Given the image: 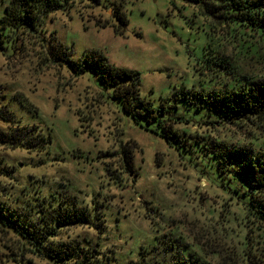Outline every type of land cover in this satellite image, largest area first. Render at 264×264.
<instances>
[{"label": "rangeland", "instance_id": "rangeland-1", "mask_svg": "<svg viewBox=\"0 0 264 264\" xmlns=\"http://www.w3.org/2000/svg\"><path fill=\"white\" fill-rule=\"evenodd\" d=\"M10 1L0 0V18ZM117 8L128 21L119 32ZM211 20L188 0H74L47 17V40L53 34L75 60L95 50L137 72L140 98L152 103L158 119L126 113L101 70L76 75L51 64L37 39L18 42L16 50L0 44V111L8 108L21 125L51 135L42 152L0 145L8 171L0 175V201L56 204L60 196L76 197L93 209L98 226H72L61 237L88 241L119 263L137 261L142 248L181 244L195 247L210 264H262L264 226L246 215L245 199L218 175L199 139L260 143L264 124H213L217 114L192 94L223 88L233 68L264 77V43L256 45L258 54L244 53L234 27L214 28ZM212 41L229 70L213 65ZM182 90L188 91L184 98ZM17 95L33 107L21 105ZM175 118L182 136L168 141L159 120ZM10 125L0 114V130ZM0 264L56 263L0 231Z\"/></svg>", "mask_w": 264, "mask_h": 264}, {"label": "trees", "instance_id": "trees-1", "mask_svg": "<svg viewBox=\"0 0 264 264\" xmlns=\"http://www.w3.org/2000/svg\"><path fill=\"white\" fill-rule=\"evenodd\" d=\"M198 7V13L211 20V25L233 26L235 34L239 33L244 53L258 54L261 43H264V0H188ZM74 0H11L5 7V13L0 18V44L11 43L14 50L17 43L29 44V40H39L44 47L45 58L51 64L63 68L67 66L73 74L89 70H101L103 82L113 89L115 99L121 101L123 110L136 116L149 114L158 119L156 109L150 101H145L139 95V76L134 70L116 67L109 63L103 53L95 50L87 51L83 59L75 60L72 52L55 40L52 34L46 38L44 25L47 17L70 8ZM115 16L120 26L116 32L128 21L119 8ZM106 26V25H105ZM215 43L211 42L208 51L214 53L221 69H227L229 62L223 64ZM256 45L258 46L256 48ZM208 60V59H207ZM206 62L208 68L213 66ZM212 66V68H211ZM220 72V71H219ZM231 78L223 88H212L203 95L194 93V97L201 99L202 106L209 112L216 113L214 123L251 122L264 124V77L254 72L244 70L229 71ZM182 93V94H181ZM179 97L188 94L182 90ZM191 95V94H189ZM184 98V97H182ZM16 99L21 105L32 108L23 95ZM186 99V98H185ZM187 103H190L186 99ZM2 117L11 123L6 130H0V145L14 149L24 148L30 151L42 152L51 143V135L45 134L38 126L21 125L15 119L10 109L0 111ZM180 118L159 120L162 128L161 136L168 141L172 136L181 138V133L174 125L181 123ZM206 148L204 154L212 159L220 177L235 186L238 197H243L246 215L253 218L259 226H264V139L260 143L243 145L229 144L221 139L210 137L204 140ZM198 140V141H199ZM200 142V141H199ZM130 168L131 161H127ZM4 164L0 160V175L7 176ZM0 191H2L0 187ZM57 203L53 200H29L15 205L8 201H0V231L11 233L27 252L40 258H50L56 264H210L195 247L171 244L169 248H160L157 244L152 248H142L137 261L126 260L123 263L117 259H110L104 253L88 243L83 244L75 239L61 237L62 230L78 225H95L97 215L93 209L83 207L76 197L60 196ZM161 241H158L159 245ZM174 247V250L171 249ZM177 248V249H176ZM113 260V261H112ZM264 264L263 259L260 260Z\"/></svg>", "mask_w": 264, "mask_h": 264}]
</instances>
